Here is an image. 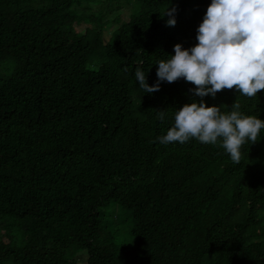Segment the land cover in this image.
I'll use <instances>...</instances> for the list:
<instances>
[{
    "label": "trees",
    "instance_id": "1",
    "mask_svg": "<svg viewBox=\"0 0 264 264\" xmlns=\"http://www.w3.org/2000/svg\"><path fill=\"white\" fill-rule=\"evenodd\" d=\"M210 3L0 0V264H264V129L239 164L161 144L200 98L183 79L149 95L134 76L153 86L158 61L194 47ZM236 100L264 121V90L204 98Z\"/></svg>",
    "mask_w": 264,
    "mask_h": 264
},
{
    "label": "clouds",
    "instance_id": "2",
    "mask_svg": "<svg viewBox=\"0 0 264 264\" xmlns=\"http://www.w3.org/2000/svg\"><path fill=\"white\" fill-rule=\"evenodd\" d=\"M176 9L167 10L171 17L167 26L174 27ZM198 43L190 49L174 46V55L157 62V81L147 83V74L139 68L134 76L146 94L160 91L162 82L179 79L194 85L190 91L199 102L185 104L175 110L174 123L159 143L185 144L196 140L201 144L222 148L235 164L241 161V148L255 144L264 129V121L241 113L236 102L228 112L226 106L208 107L205 97L235 89L239 95L256 97L264 90V0H211L197 29ZM157 119L165 121L166 110L157 111Z\"/></svg>",
    "mask_w": 264,
    "mask_h": 264
},
{
    "label": "rangeland",
    "instance_id": "3",
    "mask_svg": "<svg viewBox=\"0 0 264 264\" xmlns=\"http://www.w3.org/2000/svg\"><path fill=\"white\" fill-rule=\"evenodd\" d=\"M120 13L122 14V18H123V19H129L130 14H131V10L127 7V8H125V9L121 10ZM108 18H109V19H110V18H115V15H110V16H108Z\"/></svg>",
    "mask_w": 264,
    "mask_h": 264
}]
</instances>
